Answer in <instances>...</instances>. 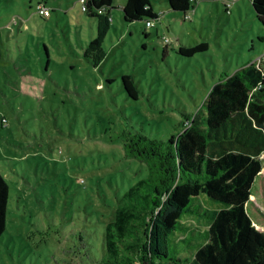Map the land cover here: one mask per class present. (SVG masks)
Wrapping results in <instances>:
<instances>
[{
  "label": "rangeland",
  "instance_id": "rangeland-1",
  "mask_svg": "<svg viewBox=\"0 0 264 264\" xmlns=\"http://www.w3.org/2000/svg\"><path fill=\"white\" fill-rule=\"evenodd\" d=\"M124 2L114 0L106 54L94 67L83 52L96 18L80 0H0V173L9 186L0 264H86L73 240L86 248L90 225L112 217L116 194L144 174L137 160H121L122 130L167 138L218 77L264 54L251 0H198L185 18L167 0H150L159 15L150 27L123 21ZM200 40L206 51L177 52ZM248 213L264 232V163Z\"/></svg>",
  "mask_w": 264,
  "mask_h": 264
},
{
  "label": "trees",
  "instance_id": "trees-1",
  "mask_svg": "<svg viewBox=\"0 0 264 264\" xmlns=\"http://www.w3.org/2000/svg\"><path fill=\"white\" fill-rule=\"evenodd\" d=\"M197 1L167 4L185 18ZM80 2L81 10L96 18V34L83 52L96 67L106 54L114 0ZM251 6L264 25V0H251ZM119 8L123 21L142 20L147 27L159 16L150 0H125ZM161 39L166 50L169 39ZM208 45L206 40L180 44L177 52L192 56ZM121 80L128 96L136 98L130 75ZM182 115L178 132L165 139L122 130L121 160H137L143 169L136 172L144 174L116 194L112 217L90 225L86 248L81 236L73 240L75 254L83 253L86 264H264V232L248 213L264 163V61L218 77L197 112ZM8 200L9 186L0 173V236ZM187 217L204 228L187 224Z\"/></svg>",
  "mask_w": 264,
  "mask_h": 264
},
{
  "label": "built area",
  "instance_id": "built-area-1",
  "mask_svg": "<svg viewBox=\"0 0 264 264\" xmlns=\"http://www.w3.org/2000/svg\"><path fill=\"white\" fill-rule=\"evenodd\" d=\"M39 8H40V9H39ZM43 8H45V6H43ZM43 8H41L40 6L38 7V10H39L40 13H43V11H44ZM84 8H85V7L82 6V9H84ZM147 25L150 26V25H152V23H151V22H147ZM166 40H167V39H166ZM263 60H264V54H263L262 56L258 57L257 60H256L255 62H256L257 64H260L261 62H263Z\"/></svg>",
  "mask_w": 264,
  "mask_h": 264
}]
</instances>
